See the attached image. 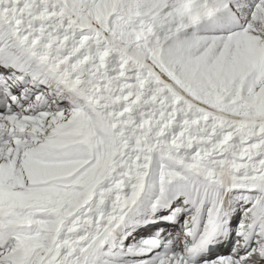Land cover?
<instances>
[{
    "label": "snow or ice",
    "instance_id": "obj_1",
    "mask_svg": "<svg viewBox=\"0 0 264 264\" xmlns=\"http://www.w3.org/2000/svg\"><path fill=\"white\" fill-rule=\"evenodd\" d=\"M0 264H264V0H0Z\"/></svg>",
    "mask_w": 264,
    "mask_h": 264
}]
</instances>
